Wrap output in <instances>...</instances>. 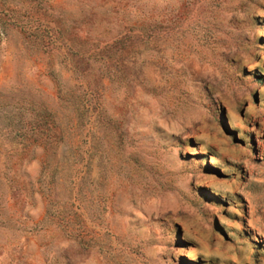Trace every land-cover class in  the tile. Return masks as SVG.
Wrapping results in <instances>:
<instances>
[{
    "label": "rangeland",
    "instance_id": "rangeland-1",
    "mask_svg": "<svg viewBox=\"0 0 264 264\" xmlns=\"http://www.w3.org/2000/svg\"><path fill=\"white\" fill-rule=\"evenodd\" d=\"M0 264H264V0H0Z\"/></svg>",
    "mask_w": 264,
    "mask_h": 264
}]
</instances>
